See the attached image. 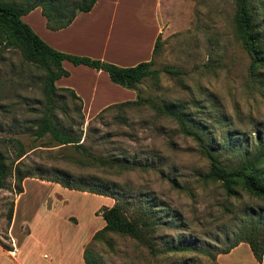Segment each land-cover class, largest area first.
I'll list each match as a JSON object with an SVG mask.
<instances>
[{
    "label": "rangeland",
    "instance_id": "rangeland-1",
    "mask_svg": "<svg viewBox=\"0 0 264 264\" xmlns=\"http://www.w3.org/2000/svg\"><path fill=\"white\" fill-rule=\"evenodd\" d=\"M106 1H118L111 39L121 47L142 35L139 21L148 27L146 37L160 30L153 58L158 74L138 86L141 96L183 107L191 124L212 136L213 153L227 168L236 167L246 150L253 153L256 131L264 132V72L260 80L249 75L250 57L235 33L233 0H102V5ZM252 5L264 34V0H252ZM108 7L99 17L108 18ZM98 27L96 32L85 28L83 34L98 40L105 25ZM97 46L93 43L91 50ZM167 66L180 74L168 75ZM63 68L74 69L69 62ZM78 76L72 73V81ZM44 77L42 68L25 63L17 51L0 52V138L21 140L27 152L21 169L33 175L23 181L21 194L14 193L13 177L0 190V241L7 247L0 245V264H49L54 258L74 264L103 228L101 211L116 201L131 217L153 206L150 217L157 225L146 234L159 249L177 244L193 250L154 255L135 240L110 234L109 243L93 246L102 264H211L208 254L214 255V264H264V255L258 262L245 242L222 254L247 216L264 213V201L242 191L227 197L219 184L204 181L209 162L195 141L150 106L82 117L79 102L58 92L57 125L80 135L84 149L99 162L94 166L80 165L82 156L74 148L54 146L48 138L34 141L29 123L46 106ZM57 171L114 199L49 181ZM12 202L8 227L5 216Z\"/></svg>",
    "mask_w": 264,
    "mask_h": 264
},
{
    "label": "trees",
    "instance_id": "trees-1",
    "mask_svg": "<svg viewBox=\"0 0 264 264\" xmlns=\"http://www.w3.org/2000/svg\"><path fill=\"white\" fill-rule=\"evenodd\" d=\"M96 1L0 0V52L15 50L25 63L40 67L45 71L43 97L46 106L34 121L29 123L31 125L30 135L34 138V141L48 138L49 141L55 144L54 146L74 148L77 154L82 156L78 161L82 166H94L98 162V160L91 158V154L84 149L80 143V135L78 137L73 136L57 125V117L54 111L57 108V100L61 98L58 92H67L73 99L77 100L80 105L78 112L84 117L81 99L77 97L74 91L56 86V81L70 75L62 66L64 61H68L74 66L82 65L96 71H103L113 84L136 93L134 100L110 105L99 112L96 115L97 117L110 110L124 109L131 105L150 106L158 116L173 120L183 136L190 137L195 141L200 154L209 162V170L203 176L204 181L219 184L227 197H239L240 191H242L251 197L264 201L263 131H256L255 133L253 153L246 150V153H243L242 161L236 167L227 168L213 153L212 136L207 130L193 126L183 107L166 103L159 105L141 96L138 86L145 79L155 77L158 74V71L153 69V58L159 48L160 34L156 37L150 60L131 67H120L103 60L55 50L45 43L29 25L22 21V16L40 7L46 21V28L51 31H58L67 28L79 13L91 11ZM233 2L235 4L236 37L250 57L249 75L251 78L260 80L264 72V34L261 33V27L256 21L252 0H233ZM164 72L175 76L180 74L179 71L169 66L164 68ZM9 147H12V152H10ZM26 154L24 144L20 139L0 138V190L6 189L8 179L13 177L14 193H22L23 181L26 178L33 177L32 173L21 169L22 160ZM62 175H64L63 172L57 171V175L51 177L49 181L68 190L112 197L110 192L99 190L97 187H89L90 185H84L83 183H73L72 180L63 178ZM152 210L153 206L145 207L138 212V215L131 217L127 216L123 205L119 201H116L112 207L104 208L100 213L104 226L93 235L91 242L84 249V263L102 264L101 257L95 252L93 246L95 242L109 243L110 234L135 240L145 245L154 255L192 251V247L187 245L169 244L166 248L159 249L151 243L152 240L147 236L146 230L157 225L156 221H153L150 217ZM13 213L14 205L12 202L5 216L8 227L11 225ZM245 219L246 221L236 234L235 240L222 251V254L229 253L238 244L245 242L249 245L254 258L261 262L264 255V213L258 211ZM0 245L7 248L2 241H0ZM208 255L212 258L211 264H214V255ZM171 264L193 263L184 260L182 263Z\"/></svg>",
    "mask_w": 264,
    "mask_h": 264
},
{
    "label": "crops",
    "instance_id": "crops-1",
    "mask_svg": "<svg viewBox=\"0 0 264 264\" xmlns=\"http://www.w3.org/2000/svg\"><path fill=\"white\" fill-rule=\"evenodd\" d=\"M101 2L102 0H97L91 11L79 13L67 28L58 31H51L46 28V21L40 7L22 16V21L29 25L45 43L63 53L98 58L120 67H131L150 60L156 37L160 33L159 28L150 31V35L146 37L143 32L148 34V27L139 21L140 28L144 30L142 35L123 48L120 41H112L111 39L118 1L111 2V4L106 1L103 5ZM107 4L112 12L108 14L107 19H104L99 16L101 15L100 11H103ZM99 25H105V28L98 40H93L95 39L94 37L92 39L93 35L85 36L83 34L85 28L90 29L91 27L96 32ZM145 39L147 43H145ZM96 42L98 44L97 48L91 50L92 44ZM66 62L68 63V61L62 63L63 67H65ZM73 67L74 69L69 70L70 72L67 70L70 73L68 77L56 81V86L74 91L77 97L81 99L84 116L97 115L110 105L132 101L136 97L135 92L110 83L108 75L103 71H96L82 65H73ZM74 72L79 74L76 83L71 79ZM92 107H96V109L93 110ZM48 263L72 264L66 258H54L49 260ZM74 264H85L82 252L79 261L75 260Z\"/></svg>",
    "mask_w": 264,
    "mask_h": 264
}]
</instances>
